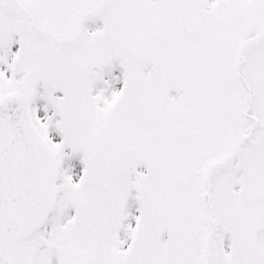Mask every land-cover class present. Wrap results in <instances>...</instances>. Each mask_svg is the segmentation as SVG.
<instances>
[{
    "label": "snow or ice",
    "instance_id": "6c2138e0",
    "mask_svg": "<svg viewBox=\"0 0 264 264\" xmlns=\"http://www.w3.org/2000/svg\"><path fill=\"white\" fill-rule=\"evenodd\" d=\"M0 264H264V0H0Z\"/></svg>",
    "mask_w": 264,
    "mask_h": 264
}]
</instances>
